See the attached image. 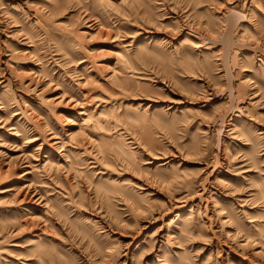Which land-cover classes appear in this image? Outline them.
Wrapping results in <instances>:
<instances>
[{
  "label": "rangeland",
  "instance_id": "obj_1",
  "mask_svg": "<svg viewBox=\"0 0 264 264\" xmlns=\"http://www.w3.org/2000/svg\"><path fill=\"white\" fill-rule=\"evenodd\" d=\"M0 264H264V0H0Z\"/></svg>",
  "mask_w": 264,
  "mask_h": 264
}]
</instances>
